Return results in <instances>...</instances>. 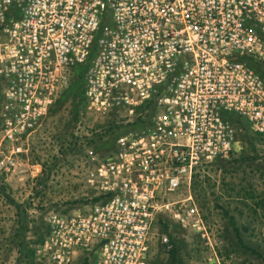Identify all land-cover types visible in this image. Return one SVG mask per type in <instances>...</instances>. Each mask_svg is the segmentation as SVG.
<instances>
[{
	"label": "built area",
	"instance_id": "1",
	"mask_svg": "<svg viewBox=\"0 0 264 264\" xmlns=\"http://www.w3.org/2000/svg\"><path fill=\"white\" fill-rule=\"evenodd\" d=\"M81 65L85 108L141 125L86 170L98 200L45 217L35 259L149 264L168 212L207 237L192 175L235 150L236 120L264 136V0H0V82L21 103L10 142Z\"/></svg>",
	"mask_w": 264,
	"mask_h": 264
},
{
	"label": "rangeland",
	"instance_id": "2",
	"mask_svg": "<svg viewBox=\"0 0 264 264\" xmlns=\"http://www.w3.org/2000/svg\"><path fill=\"white\" fill-rule=\"evenodd\" d=\"M72 79L75 91L80 78ZM71 96L28 136V148L19 144L21 134L17 132H13L10 142L0 125V184L6 194L25 204L28 221L18 247L13 237L14 208L0 196V264H39L33 252L44 233L45 217L51 212L64 214L92 204L98 191L86 183V170L112 151L118 133L139 126L128 120L131 116L95 112L79 102L74 121L71 109L76 97ZM110 121L114 125L109 126ZM65 127V134H72L77 140L67 153L59 155L54 137L60 141ZM236 129L235 150L223 159L201 166L190 184L207 237H201L168 212L151 228L149 264H166L167 253L174 246L183 264H264V136L239 126ZM185 194L182 189L169 198ZM229 216L236 225L245 224V230L239 231L252 252L238 246ZM161 235L167 240L163 241ZM90 258L80 264H92Z\"/></svg>",
	"mask_w": 264,
	"mask_h": 264
},
{
	"label": "trees",
	"instance_id": "3",
	"mask_svg": "<svg viewBox=\"0 0 264 264\" xmlns=\"http://www.w3.org/2000/svg\"><path fill=\"white\" fill-rule=\"evenodd\" d=\"M85 70V66L81 65V66H77L73 69V73H72V76H71V79L75 76L78 78H80V82L77 83V87H76V90L73 91L74 89V84L72 83L73 82V79L71 82L68 83L67 85V88L63 89L60 93V97H58L55 101V106L54 108L51 109V112H55L56 110H58L61 106V104L66 100L68 99V97H72L71 94L75 95L76 97V104L74 105V108L71 109V117L72 119L75 121L76 120V116H77V106L78 104L80 103L81 106L83 108H85V101H84V97H83V93H82V76H83V72ZM73 87V88H72ZM74 92V93H72ZM79 102V103H78ZM78 103V104H77ZM79 107V106H78ZM237 122V127L239 126L240 129H247V126L245 125V123H241V121L239 120H236ZM132 124L133 123H139V126L141 125V122L140 121H133L131 122ZM109 126H112L114 125L113 124V121H110L109 123ZM248 130V129H247ZM119 134V133H118ZM117 134V135H118ZM255 134L256 136H261L260 134L258 133H253ZM71 138H70V137ZM116 137V136H115ZM114 137V138H115ZM63 140L67 142V147L66 149L68 150L69 146H71V144H75L77 138L76 137H73L72 134H67V136H64L63 135ZM114 141V139H113ZM196 173H194L192 175V178H191V183L190 184H193V178L195 177ZM0 196L3 198V200L5 201V203L7 205H10L14 208V214H15V224H16V233L13 234V237L15 240H17V246H21L22 245V242H23V239H24V232L26 231L27 229V218H26V207H25V204L23 202H17L15 201L13 198H11L8 194L5 193V190H4V186L2 184H0ZM99 196H96L93 198L94 201L98 200ZM229 220V225L230 227L232 228L233 230V233H234V236L236 238V241H237V244L240 248L244 249L245 251H248V252H252L251 248L245 243V241L243 242L242 240V237L240 235V231L239 229L240 228H243L245 230V224L243 225H236L234 219L232 216H229L228 217ZM85 261V260H84ZM166 264H183V259L180 255V253L177 251V247L174 246L172 247L169 252L167 253V257H166Z\"/></svg>",
	"mask_w": 264,
	"mask_h": 264
},
{
	"label": "flooded vegetation",
	"instance_id": "4",
	"mask_svg": "<svg viewBox=\"0 0 264 264\" xmlns=\"http://www.w3.org/2000/svg\"><path fill=\"white\" fill-rule=\"evenodd\" d=\"M70 79H69L68 83L70 82ZM68 83H67V85H68ZM67 85H65L64 87L58 88L56 91H54V93L52 94L50 103L47 105L45 111L43 112V115L38 119V122L36 123L35 128H33L32 130H29V133L31 131L32 132L37 131L38 128L42 125V123L45 120V118L47 117V115L51 114V113H55L57 111L56 110L55 112H51V109L54 108V106H55L54 104H55L56 99L58 97H60L59 95H60L61 91L65 88H67ZM63 103L61 104L60 108L63 106ZM20 106H21V103L17 102L14 97L6 96L5 87L0 82V125H4V123H7V122L11 123L15 119L14 116L16 114V111H19ZM65 133H66V127L63 128V130L61 131V135L67 136V134H65ZM54 140L56 142H58V149L60 150V152H58V154L61 155V153H63V152L67 153V149H66L67 142L64 141L63 138H60V141H58L56 136L54 137ZM21 144L23 146H27V148L29 147V142H25V143H21ZM27 148L25 150H27Z\"/></svg>",
	"mask_w": 264,
	"mask_h": 264
}]
</instances>
